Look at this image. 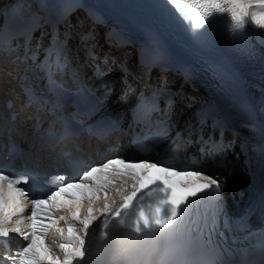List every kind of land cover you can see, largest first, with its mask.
<instances>
[{"label": "snow or ice", "instance_id": "obj_1", "mask_svg": "<svg viewBox=\"0 0 264 264\" xmlns=\"http://www.w3.org/2000/svg\"><path fill=\"white\" fill-rule=\"evenodd\" d=\"M166 3L175 9L178 18L193 32L207 26L214 13H227L233 34L246 29L249 16L253 23L264 28V0H166ZM34 31L35 29H31L29 32L27 51L25 57L20 58L22 60H31L33 56H37V53L31 52V33ZM46 35L48 45L44 52L47 63H40V71L54 82L55 73L69 62V36L60 33L58 29L51 30ZM43 47L42 35L37 39V49ZM3 51L0 48V53ZM105 93L110 94L111 90L105 88ZM25 96L29 103L37 107L47 106L45 97L32 89H26ZM159 98H163V93L157 89L152 98L145 101L140 116L146 134L153 142L165 138L169 131L167 120L152 119L154 113L162 111ZM74 134L71 128L65 130V135ZM113 169L117 178L130 177L135 182L132 185L134 191L121 197L123 202L115 211L107 202L108 186L114 183L109 179ZM28 179L30 177L27 175L13 177L0 169V237H9V232L3 225L11 220L13 213L7 208L14 206L19 213L25 212L20 197H27L30 193L20 185ZM63 179L65 182L60 183L45 198L31 199L32 208L28 217L31 231L23 233V239L27 243L17 253L18 264H76L77 261L83 264H176L174 260L165 257L146 262H133L130 258L134 254L152 251L155 245L172 237L181 226L206 231L210 235L220 227L221 218L226 225L232 223L223 205L225 180L200 169L176 168L144 159L115 157L84 171L74 182ZM145 193L149 197L154 196L155 203H149L145 207L142 203ZM101 194L104 203L102 207H95ZM204 201L210 202L211 207L205 210L203 224L199 219L186 222L188 206ZM85 203L88 205L87 214L81 216L80 208ZM132 209L135 211L129 215ZM62 210L67 211V217L60 214ZM100 217L104 219L98 238L94 246H90L88 237ZM61 221L67 226L66 234L60 226ZM16 223L17 226L12 231L19 233L21 220ZM77 223L82 225L80 231L83 235L76 232ZM49 229H55L62 237L59 249L63 252V257L46 244L45 236ZM0 264L4 262L0 261ZM180 264L187 262L181 261Z\"/></svg>", "mask_w": 264, "mask_h": 264}, {"label": "bare ground", "instance_id": "obj_2", "mask_svg": "<svg viewBox=\"0 0 264 264\" xmlns=\"http://www.w3.org/2000/svg\"><path fill=\"white\" fill-rule=\"evenodd\" d=\"M87 1L89 4L101 10L106 9V7L109 6L111 9H114L116 11L118 15L117 18L121 22H125L126 24H129V25L131 24L140 25L143 21L144 22L148 21L149 23L154 22L156 24H160L162 22H166L169 20L170 24L172 26H175V20L177 23L180 22V19L178 18V16H176L174 20L173 17L177 15V13L175 9L172 8V6L166 3V0H87ZM257 29L259 28L257 27ZM18 50H15V51L18 52ZM8 60L9 59H4L0 65V96H2L5 93V91L11 89V86L6 85V82L9 80V78L5 76V72H4L5 69L9 68L8 65L6 64V61ZM77 60L78 58L76 57L71 58V61L74 63H77ZM2 68H4V71L2 70ZM178 84L179 83H177V86ZM183 89L185 90L186 87H183ZM177 95H178L179 100H181L182 92H179ZM182 114L184 115L187 114L186 109H182ZM184 146L185 148H188V153L194 155V152L192 151V148H191V146H193V140L189 141ZM165 153H168L167 149L163 153L162 157H165L164 156ZM132 154L135 155L136 158L139 157L136 151H133ZM179 157H181V154ZM214 160H216L214 153H210V154L205 153L203 159L201 160V163L203 161H205V163L203 164L201 169L204 168V169H210L211 171H214ZM178 162L180 163L181 160L178 159ZM217 162H218V159H217ZM251 190L252 188L250 187L247 193V197L250 195ZM254 198H255V195H254Z\"/></svg>", "mask_w": 264, "mask_h": 264}, {"label": "rangeland", "instance_id": "obj_3", "mask_svg": "<svg viewBox=\"0 0 264 264\" xmlns=\"http://www.w3.org/2000/svg\"><path fill=\"white\" fill-rule=\"evenodd\" d=\"M260 32H261V30H260ZM262 33V32H261ZM193 150H195V148L193 149ZM145 157L144 156H141L139 159H144ZM217 158H218V156L216 155V160L214 161V167H215V170H219V167H217V165H216V163H217Z\"/></svg>", "mask_w": 264, "mask_h": 264}]
</instances>
